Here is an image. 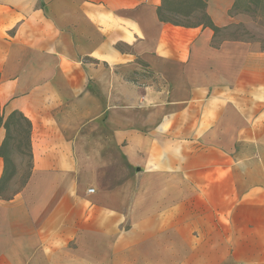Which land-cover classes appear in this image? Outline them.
Returning <instances> with one entry per match:
<instances>
[{
  "label": "crops",
  "instance_id": "0c3cea01",
  "mask_svg": "<svg viewBox=\"0 0 264 264\" xmlns=\"http://www.w3.org/2000/svg\"><path fill=\"white\" fill-rule=\"evenodd\" d=\"M161 4L0 0V147L31 124L0 264H264V46L219 39L235 0L218 34Z\"/></svg>",
  "mask_w": 264,
  "mask_h": 264
},
{
  "label": "rangeland",
  "instance_id": "374dc122",
  "mask_svg": "<svg viewBox=\"0 0 264 264\" xmlns=\"http://www.w3.org/2000/svg\"><path fill=\"white\" fill-rule=\"evenodd\" d=\"M165 1L166 4L162 12L165 19L184 25L205 23L194 0ZM233 13L244 14L243 22L220 32L218 34L219 39L254 40L259 41L264 46V0H261L260 3H256L255 0H239ZM15 119L21 125L22 134L18 136L17 129L11 127V138L6 150L12 166L9 167V180L1 186V196H9L10 193L19 191L29 175L30 163L23 133L25 123L18 114ZM69 246L72 247L73 243Z\"/></svg>",
  "mask_w": 264,
  "mask_h": 264
},
{
  "label": "trees",
  "instance_id": "16d2710c",
  "mask_svg": "<svg viewBox=\"0 0 264 264\" xmlns=\"http://www.w3.org/2000/svg\"><path fill=\"white\" fill-rule=\"evenodd\" d=\"M162 1V4H161V7L158 9V17L161 21L165 22V23H170V24H173V25H176V26H181V27H198V26H202V27H207V28H210L215 34H218L220 32V29L215 27L209 17L207 16L206 14V11H205V8H206V0H194L195 3H196V6L199 8L198 10H200L201 12V15H202V19L205 23L203 24H193V25H184V24H180L178 22H174V21H169L167 19H165L163 17V9H164V5L166 4V1L165 0H161ZM256 3H260L261 0H255ZM238 2L239 0H235V4H234V7H233V10L236 9V7L238 6ZM19 115L20 118L24 121L25 123V129L23 131L24 133V140H25V144L27 146V149H28V157H29V163H31V152H30V133H31V124L30 122L25 118L23 117L20 113L14 111L12 113H10L8 115V117L6 118L4 124H3V127L5 129V139L3 141V144L2 146L0 147V157L3 159V162H4V171H3V175L2 177L0 178V190H1V186L6 183L8 180H9V177H10V174H9V167L12 166L11 164V159L9 158L8 154H7V146H8V142L10 140V133H11V127H15V129H17V135L18 136H21L22 134V131H21V125L19 124V122L15 119V116L16 115ZM2 122V117L0 115V124ZM20 127V128H19ZM29 170H30V165H29ZM29 177V175H28Z\"/></svg>",
  "mask_w": 264,
  "mask_h": 264
},
{
  "label": "built area",
  "instance_id": "2783aa9c",
  "mask_svg": "<svg viewBox=\"0 0 264 264\" xmlns=\"http://www.w3.org/2000/svg\"><path fill=\"white\" fill-rule=\"evenodd\" d=\"M89 192H91V190H89Z\"/></svg>",
  "mask_w": 264,
  "mask_h": 264
}]
</instances>
